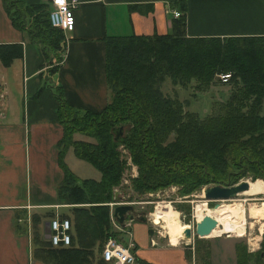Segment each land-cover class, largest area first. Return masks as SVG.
<instances>
[{
    "label": "trees",
    "instance_id": "trees-1",
    "mask_svg": "<svg viewBox=\"0 0 264 264\" xmlns=\"http://www.w3.org/2000/svg\"><path fill=\"white\" fill-rule=\"evenodd\" d=\"M1 2L12 27L30 43L39 45L46 55L52 54L57 62L64 47L63 34L49 26L46 3ZM175 7L179 16L171 20L165 35L103 40L109 97L99 112L75 109L63 100L59 87L52 91L62 130L59 158L71 148L78 160L99 175L97 180L79 181L63 167L59 195L69 204L83 206L74 209L81 238L89 235L103 243L114 237L108 204L124 169L118 147L125 149L136 167L137 175L130 183L139 196L169 187L177 188L179 196H189L208 185L230 187L247 175L251 181L264 183V116L260 115L264 36L187 37L185 5L177 1ZM19 58V45H0L1 66L7 67ZM224 73L230 74L228 83L236 90L224 105V113L202 121L183 114L181 104L159 90L165 80L182 87L194 81L196 88L203 90L215 75ZM125 125L128 129L114 142L111 130ZM170 134L173 140L167 142ZM73 135L84 139L76 140ZM194 243L198 264H208L206 242L194 236ZM84 249L59 246L51 252L73 264L72 259L80 262L79 258L87 255ZM235 255L236 264H264V233L256 251L248 252L245 243L239 242Z\"/></svg>",
    "mask_w": 264,
    "mask_h": 264
},
{
    "label": "crops",
    "instance_id": "crops-1",
    "mask_svg": "<svg viewBox=\"0 0 264 264\" xmlns=\"http://www.w3.org/2000/svg\"><path fill=\"white\" fill-rule=\"evenodd\" d=\"M23 1L26 5L45 4V0ZM76 1L73 26L62 32L63 51L54 63L52 54L46 55L12 27L0 0V45L21 48V58L7 67L0 64V264H69L52 254L59 246L44 245L48 241L44 224L55 216L70 223L67 247H85L87 255L81 256L80 262L72 259L73 264H114L101 258L105 241L84 234L80 237L74 209L83 206L69 204L59 195L63 167L79 181L84 179L67 166L68 156L78 160L71 148L59 158L62 130L52 92L59 87L63 100L75 109H103L109 97L105 38L167 34L172 12L178 13L177 1L185 5L187 37L264 36V0ZM263 107L264 99L261 112ZM115 205L111 199L110 213ZM132 217L118 225L122 232H112L119 242L132 244L134 264H198L194 236L172 243L154 231L149 221ZM262 233L253 243L252 238L245 243L242 235L227 233L200 238L207 244V263L236 264V244L245 243L246 250L254 252Z\"/></svg>",
    "mask_w": 264,
    "mask_h": 264
},
{
    "label": "rangeland",
    "instance_id": "rangeland-1",
    "mask_svg": "<svg viewBox=\"0 0 264 264\" xmlns=\"http://www.w3.org/2000/svg\"><path fill=\"white\" fill-rule=\"evenodd\" d=\"M43 76H46L45 72L43 73ZM159 90L164 97L179 102L181 104L183 114L195 116L199 121H202L207 117L224 113V105H226L231 92H235L236 88L231 82H227L226 84L218 83L215 75L212 83L203 90L197 89L194 81H190L187 85L182 87L177 85L172 86L168 80H165L159 85ZM260 115H264V107L262 112L260 111ZM121 127L123 129V134L129 126L125 125ZM173 137V134H170L167 142H171ZM74 139H84V137L76 135ZM117 151L120 155L119 159L124 163V169L121 173L119 186L114 189L120 190L122 196L125 198V203L132 206V216L137 217L140 213H144L146 220H148V214H150L152 219H155V209L157 206L162 205L170 207L178 225L183 229L189 228L191 232H193L195 222L204 219L214 221L212 231L208 236H211L213 232L216 235H220L222 233L234 234L237 236L242 235L240 238H242L245 243L248 238H252L250 241L253 243L256 239V235L258 236V234L264 231V229L260 230L262 228H260L261 226L258 223H253L246 215V211L249 207L253 205L257 206L264 201V189L263 192L255 194L254 196H246L242 194L241 196H237L234 200L216 203L207 202L202 198L203 188L211 185L201 187L189 196H179L177 188L175 187H169L165 190L152 194L139 196L132 191L130 183V181L137 175L136 167L129 161L127 155L128 153L125 149L118 147ZM66 163L69 168L71 167L74 174L77 173L76 176L80 179L98 178V173L93 168L84 162L76 160L72 156H68V158H66ZM241 180L248 181L249 184L258 181H251V177L248 175L239 181ZM129 197L130 199H128ZM215 204H217V207L212 208ZM176 207H179V209H176ZM209 209L210 212H208ZM214 211L219 214L217 218L210 216V214H214ZM240 212L243 213L242 221L235 217V214ZM110 215L111 213L109 211V216ZM109 224L110 229H112L111 222H109ZM153 230L162 234L164 239H168V241L170 240L172 243H175L178 240L167 235L160 222ZM193 236L194 235L191 237Z\"/></svg>",
    "mask_w": 264,
    "mask_h": 264
},
{
    "label": "built area",
    "instance_id": "built-area-1",
    "mask_svg": "<svg viewBox=\"0 0 264 264\" xmlns=\"http://www.w3.org/2000/svg\"><path fill=\"white\" fill-rule=\"evenodd\" d=\"M49 8L47 20L49 26L53 29H58L65 32L73 26V11L77 7L76 0H45ZM172 17L177 18L178 13L172 12ZM230 79V74L216 75V81L220 84H226ZM117 205V204H116ZM112 225V231H120L118 224L114 221L112 216H109ZM147 221L152 223L150 214L147 215ZM70 223L67 219L53 217L48 221V242L52 246H68L70 240ZM132 244L128 242L126 245L119 242L115 237H108L101 250V258L106 262L113 261L114 264H134V256L130 252Z\"/></svg>",
    "mask_w": 264,
    "mask_h": 264
},
{
    "label": "water",
    "instance_id": "water-1",
    "mask_svg": "<svg viewBox=\"0 0 264 264\" xmlns=\"http://www.w3.org/2000/svg\"><path fill=\"white\" fill-rule=\"evenodd\" d=\"M113 134V141L118 142L122 136L123 129L121 126L115 127L111 130ZM248 190V182L245 180H241L235 185L230 187L223 186H208L203 188L202 190V198L208 202H221V201H230L235 199L239 194L246 192ZM112 200L115 204L111 216L114 221L122 226L124 220L127 218L128 220H132V206L126 204L125 198L122 196L121 191L114 190L112 192ZM217 204L213 205L212 208H216ZM138 220L140 222H145L146 217L144 213H140L138 216ZM213 227V222L210 220H200L195 222L193 232L189 228L185 229L181 234L184 239H190L192 235L202 238L208 236ZM44 232L48 234V223L44 224Z\"/></svg>",
    "mask_w": 264,
    "mask_h": 264
},
{
    "label": "bare ground",
    "instance_id": "bare-ground-1",
    "mask_svg": "<svg viewBox=\"0 0 264 264\" xmlns=\"http://www.w3.org/2000/svg\"><path fill=\"white\" fill-rule=\"evenodd\" d=\"M263 189H264V183L262 181L258 180L256 182H252L250 184L248 183V190L246 192L239 194L238 196H241L242 194H244L246 196H248V195L254 196L255 194L263 192ZM221 202H223V201H221ZM208 212H210V209L208 210ZM246 215L253 223H256V224L258 223L261 226L260 228H262V229H260V230L264 229V201H262L257 206L253 205V206L249 207L246 211ZM210 216L217 218L219 216V214H218V212L214 211V214H210ZM154 217L156 220L153 219L152 223L154 225H158L160 222L161 226L165 229L167 235H169L172 238L179 239L180 237H182L181 233L185 229H187V228L183 229L178 225V222L175 220V217H174L170 207H168V206H162V205L157 206L155 209V212H154ZM235 217L238 220L242 221L243 220V213L240 212L238 214H235ZM212 222H214V221H212ZM253 223H251V224H253Z\"/></svg>",
    "mask_w": 264,
    "mask_h": 264
},
{
    "label": "snow or ice",
    "instance_id": "snow-or-ice-1",
    "mask_svg": "<svg viewBox=\"0 0 264 264\" xmlns=\"http://www.w3.org/2000/svg\"><path fill=\"white\" fill-rule=\"evenodd\" d=\"M58 2H59V0H58Z\"/></svg>",
    "mask_w": 264,
    "mask_h": 264
}]
</instances>
